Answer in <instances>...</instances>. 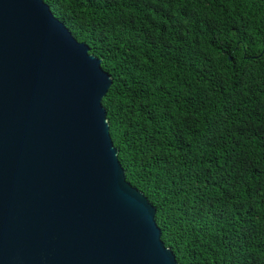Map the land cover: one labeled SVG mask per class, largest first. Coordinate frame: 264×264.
<instances>
[{
	"label": "trees",
	"instance_id": "1",
	"mask_svg": "<svg viewBox=\"0 0 264 264\" xmlns=\"http://www.w3.org/2000/svg\"><path fill=\"white\" fill-rule=\"evenodd\" d=\"M101 60L126 180L179 264H264V0H43Z\"/></svg>",
	"mask_w": 264,
	"mask_h": 264
},
{
	"label": "water",
	"instance_id": "2",
	"mask_svg": "<svg viewBox=\"0 0 264 264\" xmlns=\"http://www.w3.org/2000/svg\"><path fill=\"white\" fill-rule=\"evenodd\" d=\"M100 63L43 0H0V264H179L125 178Z\"/></svg>",
	"mask_w": 264,
	"mask_h": 264
}]
</instances>
